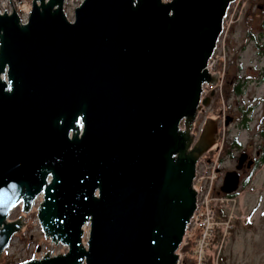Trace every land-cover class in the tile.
I'll list each match as a JSON object with an SVG mask.
<instances>
[{"label":"water","instance_id":"95a60500","mask_svg":"<svg viewBox=\"0 0 264 264\" xmlns=\"http://www.w3.org/2000/svg\"><path fill=\"white\" fill-rule=\"evenodd\" d=\"M231 1L81 0L72 20L65 0H32L26 20L0 12V257L26 223L11 209L42 196L38 222L67 250L18 264H178L219 117L195 141L193 121ZM237 187L227 172L221 190Z\"/></svg>","mask_w":264,"mask_h":264},{"label":"rangeland","instance_id":"374dc122","mask_svg":"<svg viewBox=\"0 0 264 264\" xmlns=\"http://www.w3.org/2000/svg\"><path fill=\"white\" fill-rule=\"evenodd\" d=\"M31 1L32 0H11L10 2V0H0V11L3 12L6 10L10 12L13 6L22 20H26L31 9ZM80 2L81 0H65L64 11L70 20L74 18V8ZM251 2L250 3L253 4L252 6H245L243 9V13L246 12L248 15L244 16L242 13V15L237 18L236 14L232 22H230L226 38L221 46V54L214 65L216 71L220 72L219 74L222 73L225 62L227 63L230 58H242L246 60V62L251 58H258L254 54L255 43L247 37V30L248 28H252L257 34L263 29L261 23L264 20V0H252ZM256 2L258 4L255 5ZM243 45L246 50L239 51ZM254 85V83H248L247 88L250 89ZM212 88L213 86L210 85L205 86L206 92L203 97H207L208 100L207 103L203 104L205 109L202 115L196 120V124L193 128V132L196 133L204 116L212 115L221 110V132L217 146L210 151L204 152L203 155L199 157L198 161L199 174L196 180L198 186L202 189L199 197L202 203H207L208 208H211L213 205L214 200L211 202V199L220 198L224 195L223 193H225L220 189L223 175L219 170L222 164H218L220 159L218 152L220 148L218 145L222 144L223 137L226 140L232 136H237L238 140H241V142L248 139L256 143L261 141V136L258 135V126H260L261 129L264 128V100H260L259 98L253 99L249 96V93L241 96L231 95L226 91L225 80L222 83L221 79L213 89V100H210L209 97L212 95V93L210 94ZM254 91V93L259 94V96L264 95V77L261 83L254 86ZM247 104H255L254 110L250 114L252 119L248 121V128H244L243 126L240 127L236 124V121L227 124L229 122L228 117L224 114L233 116L239 115L241 107ZM254 117L259 120L260 125L256 123ZM262 138L264 139V135ZM225 161V165L229 163L228 159ZM214 175L215 177L213 180L215 182L212 187L210 186L212 190L209 192V186L207 184H210V177ZM207 193L213 198L208 197V199H206ZM41 198L42 196L37 197L35 204L28 212L24 213L22 211L20 203L11 209L8 216L9 220L23 215L24 222L26 223L23 224L19 231L12 235L9 245L1 254L0 264H18L30 258L41 257L48 251H51L49 255L66 252L67 246L63 245L61 242L53 243L50 238L45 237L38 222L37 208ZM234 199L235 204H233L232 200H219L228 212H233L236 215V217L231 220V224H234V227H232L229 237L225 239L223 245L220 247L218 243L220 241L216 238L221 234V228L226 225L227 218L219 216L218 225L215 227V240L213 241L217 245L214 244V247L206 252V258L210 256L206 264H264V164L256 169L249 183L243 184L238 188ZM218 204L220 203L218 202ZM251 212L254 216H252L253 221L248 220V222L244 224L243 215L250 214ZM203 216L206 215L204 214ZM202 219L204 220V218ZM88 229L89 226L86 225L84 227L83 242H85L86 236L88 235ZM201 231L202 227L199 225V221H193L185 235V241H182L177 250L180 260L178 264H196V254L194 255V250H196L197 239ZM212 254H214V256L219 254L218 259L216 260L214 258L213 262L210 259Z\"/></svg>","mask_w":264,"mask_h":264},{"label":"flooded vegetation","instance_id":"af4514ba","mask_svg":"<svg viewBox=\"0 0 264 264\" xmlns=\"http://www.w3.org/2000/svg\"><path fill=\"white\" fill-rule=\"evenodd\" d=\"M261 33H262L261 38L262 40H264V32L262 29L258 32V34ZM254 49H255L254 54L258 58H251L250 60H247V62L242 58H230L228 59L227 63L225 62V66L223 68L222 73L219 74L220 72L219 71L217 72L218 74L217 82L214 85L209 84L210 86H213V88L210 91V94L212 93V95L209 97L210 100H213V96H214L213 89L215 88V86L217 85L220 79L222 83L225 80L226 91L231 95L241 96L243 94L249 93L250 94L249 96L253 99L259 98L260 100H264V95L259 96V94L254 93L255 92L254 86L256 84L261 83L264 77V62H263L264 52L259 48H257L256 46ZM240 50L241 51L246 50L245 46H242V48H240L239 51ZM248 83H254L255 85L252 88L248 89L247 88ZM205 92L206 90L204 87L203 95ZM254 107L255 104H247L244 107H241L240 114L236 116L224 114L226 117H228V121H229L228 123L227 122L226 123L229 124L233 121H236V124H238L240 127L243 126L244 128H248V121L252 119L250 114L253 112ZM204 109H205L204 105L200 104L195 119L193 121V128L194 125L196 124V120L199 118L200 115H202ZM217 117L219 118L216 123L215 143L211 145L207 149V151L214 149L217 146V143L220 139L221 112L218 111L217 113H214L212 115L204 116L200 124V127L198 128L196 133L193 132V128H192V133L195 135V139H194L195 141L200 133L201 127L203 126L205 119L213 118L215 120ZM254 119H256V123L260 125L259 120L256 117H254ZM181 128H184L183 120L181 123ZM258 135L261 136V141H258L256 143H253V141H250L248 139H246L244 142H241V140H238L237 136H232L231 138L226 140L223 137L222 144L218 145V147L220 148V150L218 151L220 155L218 164L220 163L222 164V166L219 167V170L223 175L222 183L227 172L232 171L234 172V174H237L238 176V187L235 191L229 194H233V195L236 194L238 188L241 185L249 183L256 169L264 164V139L262 138L264 135V128L261 129V127L258 126ZM227 159L229 160V163L225 165L226 163L225 160ZM221 185H220V189H221ZM249 216H252V212L249 214ZM253 217L249 221H253ZM245 223L247 222H244V224Z\"/></svg>","mask_w":264,"mask_h":264},{"label":"built area","instance_id":"2783aa9c","mask_svg":"<svg viewBox=\"0 0 264 264\" xmlns=\"http://www.w3.org/2000/svg\"><path fill=\"white\" fill-rule=\"evenodd\" d=\"M164 1H168V0H164ZM252 0H233L230 2L227 11H226V15L223 19V30L219 36L218 42H217V46L216 49L214 51V53L212 54V56L209 58L208 63H207V69L209 70V72L211 73H215L216 69L214 68V65L217 61V58L220 56L221 54V46L224 43V40L226 38V34L230 25V22H232V19L235 17V15L237 14V18H239L242 13H243V9L246 6H252L253 4H251ZM251 2V3H250ZM258 4L257 2L255 3V5ZM246 10V9H245ZM1 12V11H0ZM244 16L246 14V12L243 13ZM225 57V55H224ZM205 86H209V84H205ZM199 161V160H198ZM198 161L196 162V169H195V176L193 178V187L195 188L196 192H197V197H196V208L187 224L186 230H185V234L183 237V242L185 241V235L188 232L191 223L194 222H198L199 221V225L202 227V231L201 234L198 236L197 239V245H196V250H194V255L196 254V264H206L207 260L209 259L206 258V252L210 251L213 247L215 242H213L215 240V227H217L218 225V219L219 216L223 217V218H227L226 221V225L223 226V228H221V234L218 235V238H216L220 245V247L223 245L225 239H227L229 237L230 234V230L232 229V227H234V224H231V220L233 218L236 217V215L233 212H228L225 208V206L219 201H228V200H232L233 204H235V196L237 194H229V193H223L224 195L220 198H216L214 199L213 197L209 196V194H206V199H208V197L213 198L211 199V202L214 200L213 205L211 208H208L207 203H202L201 202V198L199 197L201 194V187L198 186L197 184V176L199 174L198 171ZM215 175L213 177H210V184H207L208 187V191L210 192L212 189L210 188V186L212 187L213 183L215 182L214 179ZM208 180V178H207ZM206 180V181H207ZM205 181V184H206ZM218 202L220 204H218ZM232 203V202H231ZM205 204V206H204ZM227 207V206H226ZM206 216H203V215ZM253 216V215H252ZM252 216L249 217V213L247 215H243V222H248V220H250L252 218ZM204 218V220L202 219ZM220 237V238H219ZM217 245V244H215ZM211 255V253H210ZM219 254H217L216 256H214V254H212V257L210 258L211 261L213 262L214 258L217 260L218 259ZM180 261V260H179Z\"/></svg>","mask_w":264,"mask_h":264},{"label":"trees","instance_id":"16d2710c","mask_svg":"<svg viewBox=\"0 0 264 264\" xmlns=\"http://www.w3.org/2000/svg\"><path fill=\"white\" fill-rule=\"evenodd\" d=\"M246 15H248V13H246L245 14V16ZM261 25H262V27H263V32H264V20L262 21V23H261ZM247 37L249 38V39H251L254 43H255V46L257 47V48H259L260 50H262L263 52H264V40H262V33L261 34H256L253 30H252V28H248V30H247ZM245 45V44H244ZM243 45V46H244Z\"/></svg>","mask_w":264,"mask_h":264},{"label":"bare ground","instance_id":"6f19581e","mask_svg":"<svg viewBox=\"0 0 264 264\" xmlns=\"http://www.w3.org/2000/svg\"><path fill=\"white\" fill-rule=\"evenodd\" d=\"M196 197H197V196H196ZM36 199H37V198H36ZM36 199H35V200H36ZM35 200H34L33 204L35 203Z\"/></svg>","mask_w":264,"mask_h":264}]
</instances>
